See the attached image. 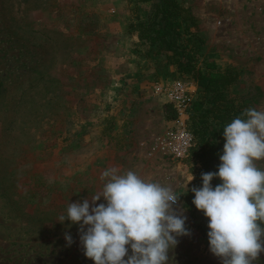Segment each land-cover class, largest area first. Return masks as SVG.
Returning a JSON list of instances; mask_svg holds the SVG:
<instances>
[{
    "label": "rangeland",
    "instance_id": "374dc122",
    "mask_svg": "<svg viewBox=\"0 0 264 264\" xmlns=\"http://www.w3.org/2000/svg\"><path fill=\"white\" fill-rule=\"evenodd\" d=\"M181 1L197 19L202 57L236 71L233 94L253 97L250 107L264 111V0ZM147 6L138 4L140 14ZM133 7V0H0V264H94L79 226L57 219L69 203L99 193L110 167L179 197L174 208L190 235L177 237L167 264H221L180 208L190 160L157 149L171 119L153 84L172 77H158L134 51ZM256 163L264 169V160ZM255 264H264V253Z\"/></svg>",
    "mask_w": 264,
    "mask_h": 264
},
{
    "label": "clouds",
    "instance_id": "9594fccd",
    "mask_svg": "<svg viewBox=\"0 0 264 264\" xmlns=\"http://www.w3.org/2000/svg\"><path fill=\"white\" fill-rule=\"evenodd\" d=\"M223 137L218 171L201 174L192 203L208 218L209 250L221 264H255L264 253V169L256 163L264 160V111L244 109ZM214 178L221 181L215 187ZM101 180L99 193L69 203L57 219L79 226L84 255L94 264H167L177 237L190 235L173 189L116 167ZM101 197L106 203L97 204ZM65 239L73 243L70 234Z\"/></svg>",
    "mask_w": 264,
    "mask_h": 264
},
{
    "label": "trees",
    "instance_id": "16d2710c",
    "mask_svg": "<svg viewBox=\"0 0 264 264\" xmlns=\"http://www.w3.org/2000/svg\"><path fill=\"white\" fill-rule=\"evenodd\" d=\"M133 3L127 32L134 51L153 66L158 77L190 79L195 85L187 121L193 146L185 156L195 178L187 184L180 208L196 220L195 230L207 244L208 218L192 203L194 193L190 189L202 186V173L218 171L225 142L223 127L244 109L251 108L254 99L231 91L238 77L236 71L220 68L214 60L202 57L205 41L189 6L181 0H133ZM138 4L148 5L142 14ZM161 106L163 118L172 119L171 105L164 102ZM220 182L214 178L211 183L215 187Z\"/></svg>",
    "mask_w": 264,
    "mask_h": 264
},
{
    "label": "built area",
    "instance_id": "2783aa9c",
    "mask_svg": "<svg viewBox=\"0 0 264 264\" xmlns=\"http://www.w3.org/2000/svg\"><path fill=\"white\" fill-rule=\"evenodd\" d=\"M153 90L165 96L174 112L173 118L158 137L157 149L169 158H184L193 146L187 121L195 85L190 79L174 78L165 83H154Z\"/></svg>",
    "mask_w": 264,
    "mask_h": 264
},
{
    "label": "crops",
    "instance_id": "0c3cea01",
    "mask_svg": "<svg viewBox=\"0 0 264 264\" xmlns=\"http://www.w3.org/2000/svg\"><path fill=\"white\" fill-rule=\"evenodd\" d=\"M133 38H135V37L133 36ZM165 82H167V81H165ZM193 96H194V95H193ZM163 99H164V100H161V102H160L161 104L164 103V102H166L165 98H163Z\"/></svg>",
    "mask_w": 264,
    "mask_h": 264
}]
</instances>
